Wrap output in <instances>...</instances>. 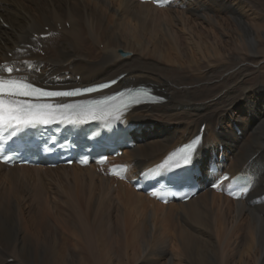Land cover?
Masks as SVG:
<instances>
[{
  "label": "bare ground",
  "instance_id": "1",
  "mask_svg": "<svg viewBox=\"0 0 264 264\" xmlns=\"http://www.w3.org/2000/svg\"><path fill=\"white\" fill-rule=\"evenodd\" d=\"M0 17L5 79L28 76L41 88L67 90L120 77L105 94L144 86L160 98L120 119L132 129L134 146L108 161L127 167L122 179L94 163H0V264H134L140 248L172 264L164 241L171 224L183 264H215V252L224 254V264H264V0H172L166 7L138 0H0ZM119 49L131 54L121 58ZM201 125L192 153L195 197L163 205L134 188ZM223 172L229 179L211 189ZM53 177L70 179L62 201L45 197ZM236 177L249 188L238 200L225 195ZM117 202L115 212L127 221L124 251L115 250V230L105 226ZM181 219L187 229L177 226ZM201 219L211 226L195 225ZM149 234L150 243L139 246L138 238ZM153 256L139 264H154Z\"/></svg>",
  "mask_w": 264,
  "mask_h": 264
},
{
  "label": "snow or ice",
  "instance_id": "2",
  "mask_svg": "<svg viewBox=\"0 0 264 264\" xmlns=\"http://www.w3.org/2000/svg\"><path fill=\"white\" fill-rule=\"evenodd\" d=\"M46 38V37H45ZM19 71V69L8 68L7 72ZM110 83H115L112 81ZM99 88H107L109 84L99 85ZM91 93L94 88L75 89L70 91H51L36 86L30 82L28 76H16L5 79L0 75V127L11 128L14 132L18 129L24 131L28 128H36L40 125H49L56 120L57 115L62 114L63 110L83 112L84 106L65 103H40L46 98L72 97L79 92ZM65 122V121H60ZM77 123L78 121H67ZM189 149L193 145L188 146ZM7 162L10 157H0ZM185 161L190 163L189 157L184 156Z\"/></svg>",
  "mask_w": 264,
  "mask_h": 264
},
{
  "label": "rangeland",
  "instance_id": "3",
  "mask_svg": "<svg viewBox=\"0 0 264 264\" xmlns=\"http://www.w3.org/2000/svg\"><path fill=\"white\" fill-rule=\"evenodd\" d=\"M48 6L51 7L50 4H48ZM80 27H81V25H80ZM100 49L102 50V45H100ZM40 54H41V52H40ZM7 56L10 57L9 54ZM15 69H19V71H13L15 74L16 73L17 74L21 73V69L20 68H14V70ZM26 69H27V71H31V68L30 67H27ZM69 79H70L69 76H67L66 77V80H69ZM74 79L75 80L77 79L76 81H79L80 80V76L79 75H76ZM35 85H37V84H35ZM239 111L241 112V110H239ZM238 115H240V114L238 113ZM242 115L245 116L244 114H242ZM233 119H234V116H233ZM236 134H237L238 137H240V135H241L240 131H236ZM106 170H107V168H103V170L101 171V173H104ZM65 178L63 177V179H60V178L53 177V178H49L47 180V185L44 187V188H46L45 189V191H46L45 192L46 193L45 197L47 198V201L49 199H52V200L55 199L54 201H56V202H57V200H60V201L63 200V198L61 197V192H62L61 190L64 189L65 187H67L68 184L66 183V180L67 181H70L69 177H68V179L67 178L65 179ZM61 180L64 183L61 182ZM65 183H66V186H65ZM113 185H114L113 187L116 189L117 184L115 183ZM116 204L117 205L114 206L115 208L112 209L113 211L111 212V214L109 213V218L107 216L105 217L107 219V222H105V226L109 230H113V229L115 230V232L113 233V235L118 239L117 245H115V247H116L115 250H123L124 248H122L121 245L124 244L125 243V240H126L127 221L125 222L126 219H125L124 214H121V216L123 215L122 217L119 216L120 213H122V210L120 212H118V211L115 212V209L118 207V202ZM117 212H118V215H117ZM48 215H49V217H50V215L53 216L52 212H49ZM113 215H115V216H113ZM111 216H113V217H111ZM199 221L201 222L200 224H198V223H196L194 221L195 225H200V227H202V228H205V227L206 228H209L211 226L210 223H206L202 219L199 220ZM48 222L51 223L52 225H55L56 224L50 218H48ZM69 222L70 221H66L67 224H69ZM186 223L188 224V222L186 220L183 221L181 219V220H178L177 221V226L178 227H181L180 229H182V228L184 229V227H185V229H187ZM177 230H178L177 227H173L172 224H171V226H170V232H169L168 238H167L168 241L167 240H164V241L166 242V247L168 249V254L172 258V264H183L184 263V259H182V258L184 257V253L182 252V243L179 240L178 234L176 233ZM121 240H122V242H121ZM139 240L141 241V243L139 244V246L147 245L148 243H150L149 242L150 241V234L147 235V236H145V237L138 238V242H140ZM139 250H140V252L137 254V260L135 261L134 264H139L141 260H138V259H142L145 256H147V257L153 256V255H150V256L147 255L148 252H145L144 250H141V248ZM123 251H120V252H123ZM223 256H224V254H221V252H215V255H214V262H215V264H224V262H223V260H224L223 259ZM152 258L155 261L154 264H160L161 263V260H158L157 257H154L153 256ZM125 262H126V264H133V261H131V260H126ZM229 263L230 264H233L232 260Z\"/></svg>",
  "mask_w": 264,
  "mask_h": 264
},
{
  "label": "water",
  "instance_id": "4",
  "mask_svg": "<svg viewBox=\"0 0 264 264\" xmlns=\"http://www.w3.org/2000/svg\"><path fill=\"white\" fill-rule=\"evenodd\" d=\"M117 54L121 57V58H126L128 57L131 53H128V52H124L122 50H117Z\"/></svg>",
  "mask_w": 264,
  "mask_h": 264
}]
</instances>
